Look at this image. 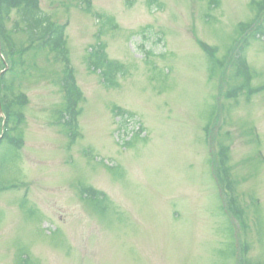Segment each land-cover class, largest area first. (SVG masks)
Segmentation results:
<instances>
[{"label": "rangeland", "instance_id": "1", "mask_svg": "<svg viewBox=\"0 0 264 264\" xmlns=\"http://www.w3.org/2000/svg\"><path fill=\"white\" fill-rule=\"evenodd\" d=\"M258 2L38 0L52 23L67 26L81 113L72 142L71 129L56 123L61 67L44 54L27 59L34 65L15 83L25 97L11 132L22 141L17 153L0 129V264H264ZM93 14L113 17L117 28L100 35ZM245 39L249 85L233 59ZM98 41L129 70L116 89L86 67ZM201 43L217 49L215 59L225 57L211 79ZM113 106L134 119L121 123ZM87 188L105 201H89Z\"/></svg>", "mask_w": 264, "mask_h": 264}, {"label": "trees", "instance_id": "2", "mask_svg": "<svg viewBox=\"0 0 264 264\" xmlns=\"http://www.w3.org/2000/svg\"><path fill=\"white\" fill-rule=\"evenodd\" d=\"M205 1L211 8L218 7L219 5V0ZM147 4L148 7H152L155 4V0H148ZM257 5L258 11L264 10V2H258ZM157 7L160 6L157 5ZM91 9L92 6L87 1L85 12L91 14ZM92 17L100 25V30L98 31L100 35L103 30H115L117 28L111 16L93 14ZM9 24L11 25L10 28H8ZM66 27V24L58 25L52 23L49 17L40 10L38 0H0V51L2 55V58L0 57V72L3 71L5 64L8 66L7 70L0 76V105L5 116L4 137L2 141H7L9 150L13 153H17V150L22 145V141L19 138H13L11 132L16 131V124L22 119V108L25 105V97L20 92L15 91V83L26 76L27 72L31 70L30 63L34 65L33 62H28L27 59H35L39 54H44L49 58L53 57L54 62L61 67L58 85L63 94L64 107L63 113L58 116L56 123L60 125V120L64 121V127L71 129L68 133L72 142L75 139L77 120L81 113L79 105L82 100V94L76 85L73 68L70 64L65 38ZM250 28L251 26L244 30L249 31ZM261 29L262 27L257 28L252 34L254 39H256L257 35L261 34ZM17 35L23 36V39L21 38L22 40L19 43L15 40V36ZM247 44L248 41L246 39L237 44L233 59L238 76L243 79L246 85H249L251 76L245 60ZM201 49L206 56L207 73L211 79L219 69L224 67L225 57L221 60L215 59L217 49L202 43ZM85 64L88 71L98 73L106 89L118 88L117 78H125L129 71L123 64L108 59L105 53V44L100 41L89 48L85 57ZM111 112L114 117L122 120L121 123L123 124L134 119L132 113L116 106L111 108ZM209 119H212V112ZM140 131H143L142 128H140ZM135 137H138V135H135ZM126 143L129 144L130 142ZM84 196L89 201L99 204L105 201L104 194L92 188L85 189Z\"/></svg>", "mask_w": 264, "mask_h": 264}, {"label": "bare ground", "instance_id": "3", "mask_svg": "<svg viewBox=\"0 0 264 264\" xmlns=\"http://www.w3.org/2000/svg\"><path fill=\"white\" fill-rule=\"evenodd\" d=\"M0 49H1V42H0ZM3 72H5V71H3ZM1 117H3V115ZM138 137H139V135H138Z\"/></svg>", "mask_w": 264, "mask_h": 264}, {"label": "water", "instance_id": "4", "mask_svg": "<svg viewBox=\"0 0 264 264\" xmlns=\"http://www.w3.org/2000/svg\"><path fill=\"white\" fill-rule=\"evenodd\" d=\"M0 115H1V111H0Z\"/></svg>", "mask_w": 264, "mask_h": 264}]
</instances>
